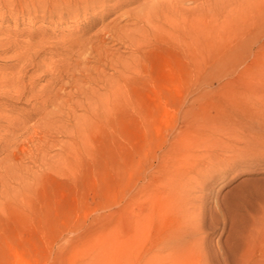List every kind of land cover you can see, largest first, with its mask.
I'll list each match as a JSON object with an SVG mask.
<instances>
[{"label":"rangeland","instance_id":"1","mask_svg":"<svg viewBox=\"0 0 264 264\" xmlns=\"http://www.w3.org/2000/svg\"><path fill=\"white\" fill-rule=\"evenodd\" d=\"M151 1L0 0V264H264V60L207 18L114 96Z\"/></svg>","mask_w":264,"mask_h":264},{"label":"bare ground","instance_id":"2","mask_svg":"<svg viewBox=\"0 0 264 264\" xmlns=\"http://www.w3.org/2000/svg\"><path fill=\"white\" fill-rule=\"evenodd\" d=\"M71 7L78 5L80 7L89 5H103L107 1L114 0H60L56 6H63L62 2ZM118 6L126 5L128 2L135 0H117ZM201 1L195 8H186L189 4H196ZM226 5L231 6V12L226 17H222L220 13L221 8L224 7L223 2H215L212 0H153L143 4L140 9L128 10L118 18L112 20L108 27L104 29L107 32L121 30L123 33H128L131 30L128 24H121L124 21L134 19L139 24V30L136 32V37L132 44V58L133 63L126 64L118 71L116 77L117 86L112 89L114 96L124 95L128 92L127 87L130 81L141 77V72L146 64L144 58L151 55V48L154 42L166 36H180L183 37L182 41L189 42L188 37L193 31L202 32L203 28L200 26L201 22L210 18L215 23L223 22L232 25L236 35V47L238 62L242 64L245 62L244 56L249 63V68L253 69L254 66L264 60V0H226ZM62 3V4H61ZM116 5V7H117ZM51 4L50 7H56ZM49 7V6H48ZM47 7V8H48ZM194 17V18H193ZM223 20V21H222ZM113 26V27H112ZM92 28L91 24L88 26L85 33H83L75 42L81 43L82 40L87 39L86 32ZM200 39L197 38L196 41ZM93 41H89L88 47L85 50H93ZM187 43L186 46H188ZM74 46V45H73ZM100 61H103V56ZM244 64V63H243ZM244 71L238 74L239 90H243ZM140 75V76H138ZM138 76V77H137ZM100 79L104 80L100 75ZM187 82L184 83L182 91H187ZM186 88V89H185ZM127 91V92H126ZM107 107V104L104 105Z\"/></svg>","mask_w":264,"mask_h":264}]
</instances>
